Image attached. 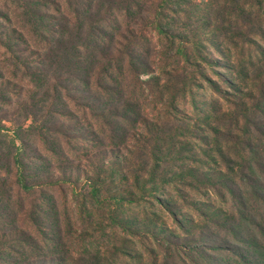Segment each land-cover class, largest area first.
Wrapping results in <instances>:
<instances>
[{
	"label": "rangeland",
	"instance_id": "1",
	"mask_svg": "<svg viewBox=\"0 0 264 264\" xmlns=\"http://www.w3.org/2000/svg\"><path fill=\"white\" fill-rule=\"evenodd\" d=\"M166 21L171 25L172 41L162 39L146 24L145 34L138 38L139 49L156 75H161V69H170L186 75L180 81L189 77L192 82L187 86L165 78L162 104L157 102L158 88L145 92L142 116L137 126L129 127L123 153L113 157L120 162L119 172L108 175L99 201L92 197L86 174L98 168V159L93 157L103 145L73 140L76 151L66 144L70 153L66 160L53 157L42 141L32 137L31 148L46 156L41 179L52 171L49 163L51 167L67 163L80 179L65 184L64 193L49 187L31 195L20 194V198L14 193L11 220L15 224L10 229L32 233L39 248L31 251L13 243L0 264H17L22 259L38 264L35 257H63L62 264H207L210 257L220 255L204 236L214 232L219 242L235 240L230 232L226 234L221 221L234 211L233 205L239 207L241 196L248 206L256 207L254 214L264 215L252 196H259L249 185L253 182L241 176L264 164V0H175ZM205 58L212 59L214 67ZM2 59L0 54V67ZM231 66L234 72L229 70ZM205 77L216 81L228 99L214 92ZM3 82L11 83L12 98V106L4 109L13 112L28 101L33 87L7 68ZM185 87V96L172 103V108L171 98L180 96ZM130 89L129 85L125 89L128 94ZM84 116L78 112V117ZM260 174L252 173L254 181L256 176L264 180ZM13 181L8 177L2 189L11 192ZM44 197L51 206L42 215L46 222L37 228L26 218ZM242 211L240 208L241 215L254 217L248 208ZM247 229L241 232L246 234ZM42 235L55 239L56 244H45ZM170 237L174 241L181 238L185 248L202 247L206 255L186 257V250L180 257Z\"/></svg>",
	"mask_w": 264,
	"mask_h": 264
},
{
	"label": "trees",
	"instance_id": "2",
	"mask_svg": "<svg viewBox=\"0 0 264 264\" xmlns=\"http://www.w3.org/2000/svg\"><path fill=\"white\" fill-rule=\"evenodd\" d=\"M173 2L175 0H0V54L4 63L0 67V263L12 250L13 243L31 251L39 248L32 233L10 229L15 224L14 219L11 220L14 193L20 198V194L31 195L43 187L59 188L64 193L65 184L80 179L74 177L75 170L66 166L67 163L53 167L47 164L52 171H46L47 178L41 179L39 172L47 162L46 156L31 148L32 137L42 141L53 157L66 160L70 159L66 144L76 151L71 143L73 140L91 146L103 145L104 149H98L93 157L98 159V168L86 174L92 197L99 201L108 175L119 172L120 162L113 157L123 153L129 127L137 126L142 116L141 100L147 98L145 92L153 90L152 87L158 88L161 102H157L162 104L167 90L163 84L165 78L166 82L187 86L192 82L189 77L180 81L186 75L170 69H161V75H156L155 68L139 49L138 38L145 34L146 24H150V30L162 39L172 41L171 25L166 18ZM187 58L190 64L189 55ZM205 60L214 67L212 59ZM168 65L170 63L165 66ZM6 68L14 77L23 76L33 87L28 101L13 112L4 109L12 106L11 83L3 82ZM229 70L233 71V67ZM143 76L149 78L143 80ZM204 79L214 92L228 99V93L225 96L216 81ZM128 85L129 94L125 90ZM180 90V96L174 95L169 102L172 108H175L172 103L185 96L188 89ZM79 111L85 114L84 118L78 117ZM8 123L12 126L8 127ZM97 162L92 164L96 167ZM251 172L264 174V164ZM252 173L241 176L253 182L249 185L256 190L253 194L259 196H252L257 207L264 210V180L256 176L254 181ZM8 177L14 178L11 192L2 189ZM238 200L239 207L233 205L234 211L226 213L221 221L227 229L226 234L230 232L235 240L223 238L219 242L214 232L204 236L212 242L215 254L220 255L210 257L207 264H264V215L254 214L256 207L248 206L243 196ZM38 201V206L31 209L26 218L37 228L43 226L42 215L51 206L46 197ZM233 201L237 204L235 194ZM240 208L243 211L248 208L254 217L243 211L241 215ZM245 228H248L246 234L241 232ZM42 236L45 244H56L55 239ZM169 239L180 257L186 250L189 251L186 257L206 255L202 247H182L179 237L175 241L172 237ZM35 258L38 264L66 261L63 257ZM17 264H31V261L22 259Z\"/></svg>",
	"mask_w": 264,
	"mask_h": 264
}]
</instances>
